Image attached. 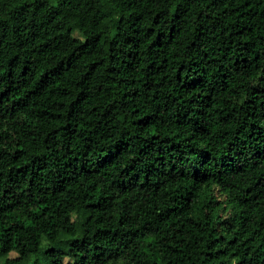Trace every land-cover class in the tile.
Segmentation results:
<instances>
[{
  "label": "trees",
  "instance_id": "obj_1",
  "mask_svg": "<svg viewBox=\"0 0 264 264\" xmlns=\"http://www.w3.org/2000/svg\"><path fill=\"white\" fill-rule=\"evenodd\" d=\"M4 256L264 264V0H0Z\"/></svg>",
  "mask_w": 264,
  "mask_h": 264
},
{
  "label": "rangeland",
  "instance_id": "obj_2",
  "mask_svg": "<svg viewBox=\"0 0 264 264\" xmlns=\"http://www.w3.org/2000/svg\"><path fill=\"white\" fill-rule=\"evenodd\" d=\"M78 36H82L79 32L75 33ZM17 254V252H12L9 256H15ZM6 259V256L0 258V263H2L4 260ZM67 261H70V259L66 258Z\"/></svg>",
  "mask_w": 264,
  "mask_h": 264
}]
</instances>
